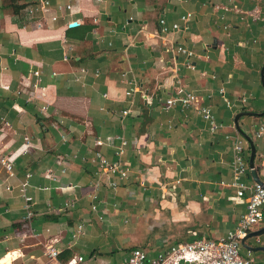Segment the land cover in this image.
I'll use <instances>...</instances> for the list:
<instances>
[{"label":"crops","instance_id":"crops-1","mask_svg":"<svg viewBox=\"0 0 264 264\" xmlns=\"http://www.w3.org/2000/svg\"><path fill=\"white\" fill-rule=\"evenodd\" d=\"M161 19L181 28L162 34ZM186 93L212 109L220 131L194 108L167 106ZM263 120L264 0H0V151L14 157L13 177L0 163V264L79 256L126 264L134 249L153 258L175 244L220 241L250 197L231 186L238 138L244 181H264ZM117 136L128 142L126 180L101 173L96 158L119 159L115 146L96 145ZM49 246L58 260L46 256ZM241 256L264 264V221L242 240Z\"/></svg>","mask_w":264,"mask_h":264},{"label":"built area","instance_id":"built-area-1","mask_svg":"<svg viewBox=\"0 0 264 264\" xmlns=\"http://www.w3.org/2000/svg\"><path fill=\"white\" fill-rule=\"evenodd\" d=\"M49 4V2H45L46 7ZM66 9L72 12L73 6L67 5ZM39 10H41V8L37 6L35 8H31L30 13L34 14ZM60 10H62V7H60ZM191 16V14L182 16V21L185 23L188 22ZM57 20L58 17L52 18V22H56ZM94 21L97 22V20ZM180 28L181 26L179 24H174L172 27H170L167 25L164 19L160 20V31L162 34H168L171 31L179 30ZM178 51L186 55L188 58L193 56V52L188 51L185 48L180 47ZM176 82L179 85L181 84L179 79H177ZM135 92H141V90L136 87L131 88L126 92V94L127 96H130ZM227 103L229 106H232L229 101H227ZM178 104H180L184 109H196L209 123V128L212 133L220 131V129L223 127L217 121L211 108L200 106V100L197 96L191 93H186L167 101V106L169 108L175 107ZM45 109L46 108L44 107L43 110ZM129 113H131V111L126 110L122 112V115L127 116ZM5 125L7 126L8 123H5ZM262 134H264V120L261 123L257 136L260 137ZM226 138L228 139L229 137L227 136ZM108 144L115 146L114 149L119 159L115 162H110L100 152L97 153L96 158L99 163V169L102 171L101 173L114 176L118 175L122 180L128 179L130 169L121 160L128 142L124 138L117 136L108 138L106 142L103 140H98L96 143L98 147ZM29 146L30 139L26 138V144L23 146L20 154L27 153ZM245 149L244 141L241 138H238L234 143L235 159L233 164V182L231 186L237 190V196L239 198H243L246 192L250 193V197L248 199L247 212L241 218L236 229L230 231L226 237L222 238L218 242L196 240L190 243H179L169 246L168 248L158 252L153 258L149 257V255L143 250L134 249L130 252L129 257L125 260L126 264H255L254 259L244 258L241 256L242 240L248 235L254 226L264 221V184L254 183L249 185L244 181V178L248 175L249 171L245 156ZM13 158V156H5L0 151V163L6 169L10 177L14 176ZM260 166L264 174V155L262 156ZM108 184L112 187H116V183L114 182H108ZM28 186L29 182L26 180L21 184L20 189L25 201V221L31 220L34 216L33 198L26 193ZM100 186V181L93 185V190L89 195V198L92 200H96L98 198L96 191H98ZM8 189L10 190L11 188L8 187ZM92 208L94 211L97 210L96 205H94ZM77 233H83L82 226L77 228ZM45 254L50 259L58 260L60 251L52 246H49L46 248ZM67 264H87V261L83 256H79L70 260Z\"/></svg>","mask_w":264,"mask_h":264},{"label":"water","instance_id":"water-1","mask_svg":"<svg viewBox=\"0 0 264 264\" xmlns=\"http://www.w3.org/2000/svg\"><path fill=\"white\" fill-rule=\"evenodd\" d=\"M79 24L77 23V22H75V23H72L71 25H70V27L71 28H75V27H77ZM254 159L252 160V167H254ZM255 173V172H254ZM256 175H257V173H255ZM258 181H259V183H262V184H264L261 180H259L258 179Z\"/></svg>","mask_w":264,"mask_h":264}]
</instances>
